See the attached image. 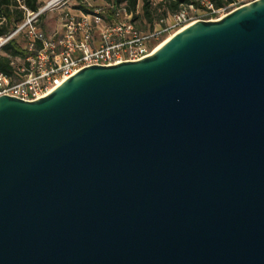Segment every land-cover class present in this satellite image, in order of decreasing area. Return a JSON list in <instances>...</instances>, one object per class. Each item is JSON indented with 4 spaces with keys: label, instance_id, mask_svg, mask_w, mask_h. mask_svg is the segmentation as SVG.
<instances>
[{
    "label": "water",
    "instance_id": "1",
    "mask_svg": "<svg viewBox=\"0 0 264 264\" xmlns=\"http://www.w3.org/2000/svg\"><path fill=\"white\" fill-rule=\"evenodd\" d=\"M0 264H264V0L0 95Z\"/></svg>",
    "mask_w": 264,
    "mask_h": 264
},
{
    "label": "built area",
    "instance_id": "2",
    "mask_svg": "<svg viewBox=\"0 0 264 264\" xmlns=\"http://www.w3.org/2000/svg\"><path fill=\"white\" fill-rule=\"evenodd\" d=\"M197 1L200 8L187 5L161 20V25L152 31L138 29L134 14L124 4L87 5L89 11L66 6L69 0H48L36 12L23 6L27 11L26 18L14 30L0 37V50L9 40L23 35L25 44L22 47L26 54L10 56L11 73L0 71V95L39 100L85 67L139 61L154 52L155 40L181 31L199 19H220L255 0H238L220 8L212 0ZM50 9L61 11L58 27L46 31L40 25L41 18ZM197 9L203 12L202 15L192 14Z\"/></svg>",
    "mask_w": 264,
    "mask_h": 264
},
{
    "label": "trees",
    "instance_id": "3",
    "mask_svg": "<svg viewBox=\"0 0 264 264\" xmlns=\"http://www.w3.org/2000/svg\"><path fill=\"white\" fill-rule=\"evenodd\" d=\"M116 5H126L134 14L137 28L144 31H152L161 25V20L181 10L183 7L193 4L200 8L197 0H108ZM216 7H224L238 0H212ZM43 3L40 0H0V37L14 30L26 18V9L36 12ZM77 8L89 11L87 5L80 4ZM26 54L24 47L17 38H13L2 46L0 50V71L8 74L13 67L10 56H23Z\"/></svg>",
    "mask_w": 264,
    "mask_h": 264
},
{
    "label": "rangeland",
    "instance_id": "4",
    "mask_svg": "<svg viewBox=\"0 0 264 264\" xmlns=\"http://www.w3.org/2000/svg\"><path fill=\"white\" fill-rule=\"evenodd\" d=\"M43 5L45 6L48 0H40ZM84 1V2H83ZM158 2L159 0H155ZM80 3L86 4V5H91V6H103V7H108L109 4L111 3L108 0H69L66 6L71 7L73 9L76 8V6H79ZM61 10H49L46 11L42 18H41V27L46 30V31H51L53 29H56L58 27V14L60 13ZM203 12H201L200 9H197L196 11H193L192 14L197 16V15H202ZM175 32V31H174ZM168 34V36L164 37L162 40H155V48L159 46L163 41L168 39L173 33ZM17 40L20 43L21 46L25 44V38L23 35L17 36Z\"/></svg>",
    "mask_w": 264,
    "mask_h": 264
},
{
    "label": "bare ground",
    "instance_id": "5",
    "mask_svg": "<svg viewBox=\"0 0 264 264\" xmlns=\"http://www.w3.org/2000/svg\"><path fill=\"white\" fill-rule=\"evenodd\" d=\"M180 31V30H179ZM172 36V35H171ZM170 36V37H171ZM170 37H168V39L170 38ZM168 39H166L165 41H163L159 46H157L154 50H156V49H158L160 46H162L163 44H165L167 41H168Z\"/></svg>",
    "mask_w": 264,
    "mask_h": 264
}]
</instances>
